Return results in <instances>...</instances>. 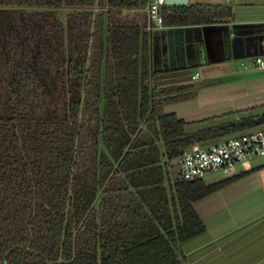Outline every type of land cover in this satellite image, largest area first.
Here are the masks:
<instances>
[{
    "label": "trees",
    "instance_id": "16d2710c",
    "mask_svg": "<svg viewBox=\"0 0 264 264\" xmlns=\"http://www.w3.org/2000/svg\"><path fill=\"white\" fill-rule=\"evenodd\" d=\"M147 1L0 0V264H183L205 230L192 203L217 186L165 185L170 163L264 114L191 134L164 114L192 85L189 68L152 70ZM233 15L190 2L163 23Z\"/></svg>",
    "mask_w": 264,
    "mask_h": 264
},
{
    "label": "crops",
    "instance_id": "0c3cea01",
    "mask_svg": "<svg viewBox=\"0 0 264 264\" xmlns=\"http://www.w3.org/2000/svg\"><path fill=\"white\" fill-rule=\"evenodd\" d=\"M254 23L258 21L238 18L235 13L231 21L220 23L230 28L232 25L241 26L235 28L241 40L235 54L218 36L213 37L209 54L191 68L194 70L189 79L192 96L162 107L164 114L173 113L185 121L187 133L214 129L264 114V73L255 74L237 66V62L243 59L252 63L256 56L264 58V27ZM153 31L149 33L150 44ZM243 38L248 40L246 45ZM254 52L257 54L250 58L246 56ZM240 65L243 66L242 62ZM189 71H178L179 78H184L182 73ZM260 127L264 124L194 144L211 146ZM164 161L161 157V163ZM173 178L174 175L170 174L165 185ZM201 182L217 188L192 203L205 230L179 245L183 264H264V157L209 172Z\"/></svg>",
    "mask_w": 264,
    "mask_h": 264
},
{
    "label": "built area",
    "instance_id": "2783aa9c",
    "mask_svg": "<svg viewBox=\"0 0 264 264\" xmlns=\"http://www.w3.org/2000/svg\"><path fill=\"white\" fill-rule=\"evenodd\" d=\"M173 7L165 5L164 0H148L142 9L146 14L144 32L165 28L164 11L172 10ZM252 63L257 68L264 69L262 56L254 57ZM256 157H264V127L243 132L207 147L190 145L170 164L175 177L196 180L222 167Z\"/></svg>",
    "mask_w": 264,
    "mask_h": 264
},
{
    "label": "water",
    "instance_id": "95a60500",
    "mask_svg": "<svg viewBox=\"0 0 264 264\" xmlns=\"http://www.w3.org/2000/svg\"><path fill=\"white\" fill-rule=\"evenodd\" d=\"M164 2L167 6L189 4V0H164ZM253 25L262 26L259 23ZM238 27L241 26L232 25L230 28L228 25L207 24L154 30L151 33L152 70L157 72L195 67L201 63L206 54H209L215 36H218V39L224 42L234 55L238 43L241 41L238 34L235 33V28ZM242 41L246 45L248 40L243 38ZM161 43L162 45H160ZM256 54L257 52L247 53L246 56L250 58ZM169 65L171 66L169 67Z\"/></svg>",
    "mask_w": 264,
    "mask_h": 264
},
{
    "label": "rangeland",
    "instance_id": "374dc122",
    "mask_svg": "<svg viewBox=\"0 0 264 264\" xmlns=\"http://www.w3.org/2000/svg\"><path fill=\"white\" fill-rule=\"evenodd\" d=\"M191 3H209V4H224L231 6L233 12L235 13L238 18H244L248 20H256L260 25L264 27V0H192ZM99 11V8H93L92 12L96 13ZM104 12V11H103ZM66 10L60 11V16L63 19ZM242 62V65L240 63ZM237 66L241 68L248 69V71L253 72L255 74L264 73V70L256 69L252 63L243 59L237 62ZM187 70V69H186ZM191 71L182 73V76L185 78L190 79L191 74L194 70L190 69ZM181 81V79H178ZM192 82V81H191ZM197 83V82H196ZM195 83V84H196ZM169 174H173L171 164L168 167ZM174 175V174H173Z\"/></svg>",
    "mask_w": 264,
    "mask_h": 264
}]
</instances>
